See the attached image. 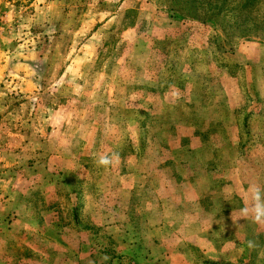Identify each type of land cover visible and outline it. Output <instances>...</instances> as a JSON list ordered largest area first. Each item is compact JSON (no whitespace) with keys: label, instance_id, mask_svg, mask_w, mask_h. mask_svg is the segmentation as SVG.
<instances>
[{"label":"rangeland","instance_id":"374dc122","mask_svg":"<svg viewBox=\"0 0 264 264\" xmlns=\"http://www.w3.org/2000/svg\"><path fill=\"white\" fill-rule=\"evenodd\" d=\"M255 188L264 0H0V264H264Z\"/></svg>","mask_w":264,"mask_h":264},{"label":"clouds","instance_id":"9594fccd","mask_svg":"<svg viewBox=\"0 0 264 264\" xmlns=\"http://www.w3.org/2000/svg\"><path fill=\"white\" fill-rule=\"evenodd\" d=\"M98 163L103 166H107L110 163V160L107 157H102L99 159ZM254 207L249 209L245 207L242 209L245 215L249 212L253 213V218L256 222H264V194L261 193L259 188L254 189Z\"/></svg>","mask_w":264,"mask_h":264}]
</instances>
